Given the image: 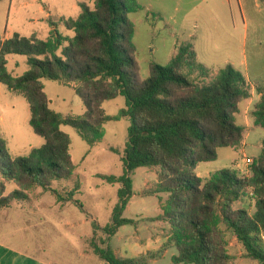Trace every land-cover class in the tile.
<instances>
[{
	"label": "trees",
	"instance_id": "trees-1",
	"mask_svg": "<svg viewBox=\"0 0 264 264\" xmlns=\"http://www.w3.org/2000/svg\"><path fill=\"white\" fill-rule=\"evenodd\" d=\"M79 7L76 18H59L72 36L58 32L53 22L46 39L18 33L0 36V83L26 101L29 126L45 141L27 156L11 158L0 138V209L13 200L28 199L27 192L35 188L51 190L58 202L72 201L82 208L73 198L80 189L78 184L66 199L51 189L55 181L73 176L71 141L61 126L72 127L94 146L103 139L107 122L126 117L130 125L123 173L98 176L120 186L110 222L102 228L91 222L94 234L102 230L105 235L103 247L90 239L93 252L107 264H145L147 258H158L154 254L120 258L109 242L121 226L133 222L123 217L133 195L131 174L139 167H157L158 191L168 194L157 219L171 227L169 241L177 251L172 256L174 264H229L219 224L237 238L248 258L264 264V142L250 175L226 168L202 179L195 172L197 164L215 161L219 148L242 147L244 127L237 124L236 116L251 96L245 76L226 65L208 82L190 79L185 69L196 68L202 74L206 69L196 62L190 47L182 45L168 64H152L148 77L141 81L136 78L133 27L128 19L138 8L135 0H95L92 8L83 2ZM11 54L27 57L29 67L20 76L7 70ZM42 79L75 85L83 114L63 116L52 110ZM257 90L251 116L255 125L264 128V87ZM119 96L125 99V107L107 115L103 103ZM5 181L16 188L3 196ZM248 192L253 212L246 206L234 209L233 204Z\"/></svg>",
	"mask_w": 264,
	"mask_h": 264
},
{
	"label": "rangeland",
	"instance_id": "rangeland-1",
	"mask_svg": "<svg viewBox=\"0 0 264 264\" xmlns=\"http://www.w3.org/2000/svg\"><path fill=\"white\" fill-rule=\"evenodd\" d=\"M94 1L0 0V36L9 37L13 33H18L25 37L46 39L52 27L51 22L58 32L72 36L73 33L65 30L60 24L59 18H76L81 11L79 3L83 2L92 8ZM135 2L138 8L128 14V19L133 27L132 54L137 66V79L141 81L146 79L152 64H168L182 45L189 46L195 54L196 62L206 69L204 74L196 68L185 69V74L190 79L199 83L208 82L226 65H231L246 76L251 96L241 104V109L247 105L246 112L236 116L237 124L244 127V143L238 149L219 148L217 159L209 164L217 170L230 168L242 175H250L251 164L261 154L264 142V128L255 125L251 116L253 105L259 97L257 88L264 87V0H135ZM6 67L12 76H20L29 67L27 57L8 55ZM41 81L44 92L51 101L52 110L63 116L83 114L84 106L75 92V85L48 79ZM102 107L107 115H115L125 107V99L116 97L104 102ZM0 116L3 117V120H0V138L4 140L11 158L27 156L33 148L44 144V139L35 135L29 126L30 113L26 101L1 83ZM129 125L130 121L126 117L119 121L107 122L103 126V139L94 146H89L83 141L72 127L61 126V130L71 141L73 176L69 180L55 181L51 189L66 199L68 193L78 184L80 189L73 198L82 204V208L73 202L76 206L66 205L62 210L65 214L72 212L79 217L80 228L75 229L74 234L61 236L57 232L58 229L50 225L52 223L55 226L54 223H58L53 220L48 221L46 236L35 229L32 230L33 244L47 245L45 257L48 261L56 263L59 253L64 251L63 254L68 257L69 264H76L77 233L91 235L92 221L100 228L110 222L112 208L117 201L116 192L120 185L109 184L98 176L99 174L119 176L123 173L122 157ZM244 156L250 158L251 163L248 166L237 167L236 163H240ZM159 175L157 167H139L131 174L135 194L123 217L133 222L121 226L109 241L120 258L147 257L154 254L158 258H147L145 264H174L172 256L176 255L177 251L173 242L169 241L171 227L167 221L157 219L163 213L168 198L167 193L158 191ZM14 189V184H8L4 187L2 195L6 196V191L10 193ZM249 192H252V189H249ZM249 192L248 196L244 195L243 199L233 204L234 209L246 206L248 212H253L254 203ZM27 194L26 201L31 203L30 198L37 200V206L42 208H48L51 200L56 198L51 190L42 188L31 189ZM67 202L69 201L58 203ZM57 210L58 205H54L51 210L42 211L55 213ZM142 212L143 216L140 215ZM218 231L225 240L229 264H258L247 257L241 243L224 224H219ZM102 238H105V235L102 230H98L91 239L103 247ZM89 241L90 239L85 242L93 256ZM95 258L97 264H102L97 255Z\"/></svg>",
	"mask_w": 264,
	"mask_h": 264
},
{
	"label": "crops",
	"instance_id": "crops-1",
	"mask_svg": "<svg viewBox=\"0 0 264 264\" xmlns=\"http://www.w3.org/2000/svg\"><path fill=\"white\" fill-rule=\"evenodd\" d=\"M246 106L244 105L245 108L243 107L241 109L239 113L240 115L242 112H246ZM0 120H3L2 116H0ZM210 162H201L196 165L195 172L197 176L202 179H206L211 173L218 171L215 167L211 166L212 164H209ZM1 181H3V179L0 177V182ZM8 184L13 183L6 181L3 183L4 187H6ZM6 192L7 195L9 192ZM134 194L135 193L133 191L130 201L133 199ZM54 199L51 200L52 202L48 208L37 206V200H31L30 198L31 203H29L28 200H13L14 202L10 203L8 207L0 209V264H69L68 257L63 254L64 251L59 253L56 263L48 261L45 257L47 245L33 244L31 238V232L33 229L37 230L39 233H43L44 236H46L45 229L48 227L47 224L49 220L58 222L54 223L55 226H53L52 223H49L52 227L61 230V232L57 230L61 236L64 234H74V230L80 228V219L77 214H73L72 212H67L65 214L62 211L66 205L75 204L72 201L61 204L56 201V198ZM32 204H34L33 207L31 206ZM54 205H58V210L55 213L42 211L43 209L51 210ZM140 215L143 216V212L140 213ZM64 230L67 233L63 232ZM93 234V230L91 234L92 236L77 233V236L75 237V241L78 246L76 249V264H97L95 258L96 254L92 252L93 256H91V252H89L90 250L87 249V242H85L86 240L91 239ZM15 238H19V240ZM65 238L68 240L67 237ZM114 252L117 255L115 250ZM100 261L102 264H107L102 259H100Z\"/></svg>",
	"mask_w": 264,
	"mask_h": 264
},
{
	"label": "built area",
	"instance_id": "built-area-1",
	"mask_svg": "<svg viewBox=\"0 0 264 264\" xmlns=\"http://www.w3.org/2000/svg\"><path fill=\"white\" fill-rule=\"evenodd\" d=\"M251 163V159L244 156V158L241 160V162L236 163L237 167H240V165L248 166Z\"/></svg>",
	"mask_w": 264,
	"mask_h": 264
}]
</instances>
